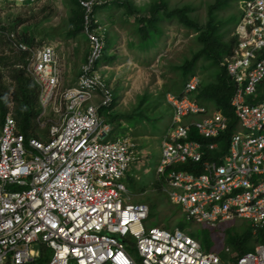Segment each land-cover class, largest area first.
I'll list each match as a JSON object with an SVG mask.
<instances>
[{"label":"built area","instance_id":"obj_1","mask_svg":"<svg viewBox=\"0 0 264 264\" xmlns=\"http://www.w3.org/2000/svg\"><path fill=\"white\" fill-rule=\"evenodd\" d=\"M107 1H80L90 53L78 81L62 92L64 66L55 47L30 46L17 32L6 33L25 55L18 67L39 87L41 108L57 104L59 119L46 139H28L12 113L0 128V264L37 263L43 247L51 252L48 264H264V243L238 256L228 247L225 260L179 228L146 226L151 209L135 203L125 183L140 162L138 145L129 132L109 141L113 127L100 113L115 100L100 67L107 29L96 10ZM240 11L236 42L223 62L238 122L226 151L220 139L231 117L197 99L203 79L194 73L181 94L166 95L173 115L156 182L188 221L217 230L245 220L258 237L264 234V0H242Z\"/></svg>","mask_w":264,"mask_h":264},{"label":"rangeland","instance_id":"obj_2","mask_svg":"<svg viewBox=\"0 0 264 264\" xmlns=\"http://www.w3.org/2000/svg\"><path fill=\"white\" fill-rule=\"evenodd\" d=\"M80 1L1 0L0 30L4 34H0V56L10 58L11 69L24 59L12 48L6 33L17 32L36 46H53L62 58H69L75 67L72 71L65 67L60 92L73 86L81 75L78 63L82 58L85 62L90 52L80 19L83 12ZM240 1L108 0L96 10V16L107 29L106 57L100 62L108 67L103 69V77L116 101L112 110L102 108L100 113L113 127L109 141L122 137L126 133L125 128L138 145L140 162L131 167L125 183L132 192L134 202L146 203L151 209L146 226H162L173 231L179 228L203 244H207L203 235L210 230L209 246H203L209 252L221 254L225 260H229L232 254L240 255L231 243L233 234L244 236L251 231V225L245 220H236L222 225L219 229L223 233H215L203 224L188 221L183 208L172 204L157 185L156 175L162 157V138L173 115L166 95L181 94L192 73H198L204 85L218 80L221 67L212 58L202 56L195 70L188 75L184 67L198 58L204 48L200 37L208 27L220 34L221 42L232 43L241 18ZM167 12L180 17L170 16ZM78 21L79 27H75ZM153 29L158 32L150 33ZM146 32L157 37L150 45L144 41L148 37ZM225 56L221 61L222 67ZM1 68L6 73L4 81L8 87V100L12 101V113L19 96L10 68ZM210 86L213 88V85ZM204 90L196 94L197 99L208 97ZM227 102V94L223 92H219L211 102L204 100L212 109L220 108ZM56 105H51L48 110L42 108L39 117L32 122L31 137L46 139L49 136L53 123L59 119ZM249 244L255 249L258 242L252 238ZM228 247L231 248L230 255L224 254Z\"/></svg>","mask_w":264,"mask_h":264},{"label":"trees","instance_id":"obj_3","mask_svg":"<svg viewBox=\"0 0 264 264\" xmlns=\"http://www.w3.org/2000/svg\"><path fill=\"white\" fill-rule=\"evenodd\" d=\"M167 14H169L170 16L180 17L176 13L167 12ZM80 19H82L81 22H84L83 12H82V15L80 16ZM75 27H79V21L78 23L75 24ZM152 27L156 28V25L152 24ZM155 32H158L157 29H153L150 31V33H155ZM150 33L146 32V36L148 37L144 41L147 45H150V42H152L154 39H157V37H153ZM200 41L203 44L204 48L201 50L198 58L195 59L194 62H188L185 65L184 70L186 71V75H188L192 70H195L194 67L197 66L199 59L202 56L204 57L206 56L210 59L212 58V60H214V62L216 61V64L221 67V71L218 75V80L213 83H206L205 85L203 81V84L200 87V90L205 88L204 90L205 94L208 95V97L205 99L210 102L212 101L213 97L217 98L219 92H223L224 94H227V97H228L227 104L221 107L219 106L220 108H217L219 110H223V112L226 115L231 117L229 131L222 139H220L221 145L224 148V151H226L228 142L230 141V138L233 132L236 130L238 122L236 118L234 117V113L230 105V101L233 95V85L227 74L226 69L221 66V61H223L224 54L226 56L231 54L234 48L236 39L233 38L232 43L230 44L221 42L220 34L214 31L211 27H208V29L201 35ZM144 48H148V47L144 46ZM9 62H10V58L5 57V56H0V66L3 67L5 70H8L11 67L10 66L11 64ZM9 70H10L11 79L14 80L15 82V87L17 90L16 91L17 97L19 96L18 100L15 101V104L13 107L14 111H12V114L15 117V119L18 121L21 131L29 139L31 138L30 131L32 129V122L36 118H38L42 112L41 104H40V89L36 85L33 79L26 76L24 71L18 70L16 68H12V69L10 68ZM5 77H6L5 71L0 70V122H1L0 125L1 126L3 125L6 115L11 112L10 105L12 103L11 100L10 101L8 100L9 92H8V87L6 86V83L4 81ZM210 85H213V88H211ZM205 99H202L201 97H199V100H201V102H204ZM115 104H116V101H114V103L110 107V110L113 109ZM107 122L109 121L107 120ZM124 131L126 132L127 130H125L124 128ZM193 139H196L202 143L208 142V141H205L203 138L198 137L197 135H194ZM184 169L186 171H193V167L191 165L186 166ZM157 185L160 187L159 184ZM209 231L210 230H208V232L203 235V239L206 241L207 244H203V243L202 244L205 245L206 247L209 246L208 245L209 244L208 238L210 234ZM217 231L219 233L220 232L223 233V230H220V229L211 230V232H215V233ZM243 235L244 236H238V234H233V237L231 240L233 248L235 249V251L239 252L240 255H244L246 253L251 252V250H255L254 247L253 248L250 247V244H249V243H252V238L256 239L258 244L264 243V234H259L258 237H254L252 231L250 232L248 231V233L243 234ZM43 248L44 249H43V254H42L41 259L37 263H34V264H48V261L50 260V257H51V252L46 247H43ZM46 259H47V262L45 261Z\"/></svg>","mask_w":264,"mask_h":264},{"label":"clouds","instance_id":"obj_4","mask_svg":"<svg viewBox=\"0 0 264 264\" xmlns=\"http://www.w3.org/2000/svg\"><path fill=\"white\" fill-rule=\"evenodd\" d=\"M242 1V0H241ZM81 6V5H80ZM240 20H241V18H240ZM240 22V21H239ZM84 23V22H83ZM104 23V22H103ZM239 24V23H238ZM105 25V24H104ZM23 39H24V41L27 43V44H29L30 46H33L34 44H32V43H29L28 41H26V39L23 37ZM40 46V45H39ZM16 51V50H15ZM106 51V50H105ZM18 52V51H17ZM20 55H22L23 56V62L21 63V64H18L17 65V67H16V69H18V70H21V71H23L22 69H19V65H22L24 62H25V55H24V53H20V52H18ZM90 53V52H89ZM89 55V54H88ZM88 57V56H87ZM106 57V52H105V56H104V58ZM103 58V59H104ZM85 62H86V60H85ZM84 62V63H85ZM83 66V65H82ZM100 67H103L104 69H107L108 67L106 66V65H100ZM224 67V66H223ZM81 69H82V67H81ZM0 70H2V68H1V66H0ZM81 73V72H80ZM102 75H103V71H102ZM27 76V75H26ZM81 76V75H80ZM80 76H79V78H80ZM28 77V76H27ZM30 78V77H29ZM108 85V84H107ZM72 87V86H71ZM115 101V100H114ZM42 109V108H41ZM106 119V118H105ZM126 132H129V130H127ZM251 231H252V229H251Z\"/></svg>","mask_w":264,"mask_h":264},{"label":"crops","instance_id":"obj_5","mask_svg":"<svg viewBox=\"0 0 264 264\" xmlns=\"http://www.w3.org/2000/svg\"><path fill=\"white\" fill-rule=\"evenodd\" d=\"M61 60H62V64L64 66V70L66 71V68L69 69L70 71H72L73 69H75V67L73 66V63L71 64V61L69 58H62V56L60 55ZM83 58L80 60V62L78 63V69L80 70V68L82 67V65L84 64V62H82ZM83 63V64H82ZM81 64V65H80ZM80 65V66H79ZM66 67V68H65ZM81 71V70H80Z\"/></svg>","mask_w":264,"mask_h":264}]
</instances>
